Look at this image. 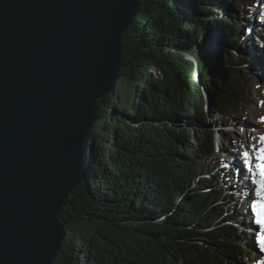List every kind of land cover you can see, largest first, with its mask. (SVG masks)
<instances>
[{
  "label": "trees",
  "instance_id": "16d2710c",
  "mask_svg": "<svg viewBox=\"0 0 264 264\" xmlns=\"http://www.w3.org/2000/svg\"><path fill=\"white\" fill-rule=\"evenodd\" d=\"M261 1L142 0L123 36L116 90L98 101L94 130L106 135L90 150L85 185L59 215L67 233L53 264H236L243 248L228 222L232 189L205 106L208 98L229 117L250 105L251 79L234 48ZM216 16L227 48L194 63L188 55ZM215 63L227 73L223 83L209 73Z\"/></svg>",
  "mask_w": 264,
  "mask_h": 264
},
{
  "label": "water",
  "instance_id": "95a60500",
  "mask_svg": "<svg viewBox=\"0 0 264 264\" xmlns=\"http://www.w3.org/2000/svg\"><path fill=\"white\" fill-rule=\"evenodd\" d=\"M141 6L0 0V264L54 263L67 233L59 215L86 183L98 101L116 90ZM211 67L223 83V64Z\"/></svg>",
  "mask_w": 264,
  "mask_h": 264
},
{
  "label": "rangeland",
  "instance_id": "374dc122",
  "mask_svg": "<svg viewBox=\"0 0 264 264\" xmlns=\"http://www.w3.org/2000/svg\"><path fill=\"white\" fill-rule=\"evenodd\" d=\"M177 6L183 11H185V13L189 16L190 14V7L188 6V4H178ZM264 7V0H262L260 3H258L257 5H254V8H251V12L249 14H246L245 18H244V22H245V26L244 28H246L247 23H249L250 26V34L251 36V40H250V44L253 43L255 45V47L257 45H259V39H255L253 33H252V27H253V23H260L264 20V12L262 11V8ZM218 11L220 12V15H226L227 16V12L229 11V9H227L225 6L222 7V9L218 8ZM216 22H215V26H214V30L213 31H207L205 36L201 37V39L198 41L197 45H200L197 48H194L193 53L188 55L190 57V60L193 61L194 63H198L196 60L203 58L204 56H206L205 53H203V49H206V45L208 43V39L209 36H215V35H220L218 37H223L225 42L224 44L220 45L217 49H215L213 52L215 51H220L223 50L225 48H227V35L223 29V27L220 25L218 21V17L216 16L215 18ZM246 31V30H245ZM240 36L241 39L238 42V44L236 45V48H234L235 53H237L238 58L240 59L241 63H245V72H249L248 74V78L251 79L249 84L250 87H248V92H249V97H250V105L247 106L246 108L242 109L244 111H242V113H238V114H231L229 115V117H225V113L224 114H220L217 113L215 108H213L210 105V102L206 101V114H207V121L211 122L214 126V131H215V136H216V141L218 143V148L216 150V157L215 159L218 161L217 164L220 166V168H223V170L227 171V168H232V170H236L235 171V176L239 175V176H243V175H248L250 178L254 177V178H258L260 179L259 175H258V168L256 165L259 163V161L257 160V156L259 154V150L260 148L263 146V144L261 146H257L254 144V142L252 140H256V139H260V138H264L260 133L262 130V126H261V120H259L258 117H255L257 114L258 116L260 115L261 117L264 115V76L262 77L260 74V71L257 70L254 71L253 67H251V63L249 60V64L245 62L244 59L241 58V56L246 55L245 50H242L241 48L244 46V42L248 41V37L246 38V41H244L243 38V31H240ZM210 40V39H209ZM203 44V45H202ZM246 44V43H245ZM257 44V45H256ZM238 46V48H237ZM212 52V51H211ZM251 53V52H249ZM255 53V52H254ZM199 57V58H198ZM194 59V60H193ZM247 61V60H246ZM217 64V63H215ZM212 68V67H211ZM156 71V70H155ZM195 73L199 72L196 68H195ZM157 73L160 74V72L157 70ZM155 72V73H156ZM251 76V77H250ZM262 81V82H261ZM139 123L135 122V126H139ZM187 128H189V126H187ZM106 134L104 132H96V130H94V134H93V140H94V144L95 141H100L104 138ZM192 142L195 144L196 142L194 140H192ZM93 143V141H92ZM245 144L246 146H250L251 148L254 149L253 152V157L255 158V161L252 160L250 158V156L248 155V157H245L244 153L247 151H242V149H240V145ZM113 147V146H112ZM248 153V152H247ZM233 155H235V157H239V159H236V163L239 164L240 168L237 169L236 166H233L231 164V157H233ZM249 160L251 162L254 163V165L256 166V170L254 171L256 173V175L254 176L252 174V172L249 170ZM244 168L245 171L242 170V168ZM226 172V173H227ZM228 178V175H226ZM252 180V179H251ZM256 182V181H255ZM226 183V182H225ZM224 183V184H225ZM242 182L239 181L238 184H241ZM253 184V183H252ZM257 186V184H256ZM230 192V191H229ZM234 192V191H233ZM244 192L245 189H240L239 191H237V195H233L234 196V202H239V204H242V199L244 198ZM231 193V192H230ZM239 195V196H238ZM260 200V198H249L248 203L241 205V214L238 215V205L233 204L230 200H226L227 203L231 202L230 206H228V208L230 207V210H232V215L228 216V222L233 226H236L238 229V235H239V241L240 244L242 245L243 248V255L242 256H238L236 258V264H259L260 261H264V251L261 250V248L259 247V243H258V236L259 233L261 231V229L259 228L258 225H256L254 223V214L252 213V209H251V204L254 201H258ZM226 206V207H227ZM239 209V210H240ZM237 212V215H235V217L238 220H241V223H239L237 221V223L234 221L233 219V215L234 212ZM247 212L251 213V217H253V224H255L254 226H250L247 227L243 225L244 219L247 216ZM253 233V234H251ZM249 237H255L254 240H252L251 243H249V245H247L246 242V238L248 239Z\"/></svg>",
  "mask_w": 264,
  "mask_h": 264
},
{
  "label": "bare ground",
  "instance_id": "6f19581e",
  "mask_svg": "<svg viewBox=\"0 0 264 264\" xmlns=\"http://www.w3.org/2000/svg\"><path fill=\"white\" fill-rule=\"evenodd\" d=\"M262 11L264 12V7L262 8ZM247 28H248L247 37L249 39H248V41H246L244 43H246L245 45H246V47L249 50L248 52H251V53H249V60H250L251 65L256 67V70H254V71L257 72V70H259L261 76L263 77L264 76V20L262 22H260V23L259 22L256 23V24L253 23L252 33H253L255 39H259V45L256 44L257 45L256 47H255V45L253 43L250 44V40H251V36L252 35L250 34L249 23H247ZM218 36H220V35L218 34V35H215V36H212V35L209 36L210 40L208 39V43L206 45V49L202 50L203 53L206 54V56H208L211 53V51L214 50V48L217 49L220 45L224 44V42H225L224 38L223 37H218ZM241 58L244 59V60L246 59V57H244V55L241 56ZM255 117H258L259 120H261L262 130H261L260 134L264 137V119H262V118H264V115L261 117L260 115L258 116V114H257ZM252 141L257 146H261L264 143V140H262V138L256 139V140H252ZM263 146H264V144H263ZM240 149H242V151H247L249 156H250V158L255 161V158L253 157V152H254L253 148H251L250 146H246L245 144H242V145H240ZM236 159H239V157L236 158L235 155H233V157H231V164L233 166H236L237 169H239L240 166H239L238 163H236ZM251 163H252L251 172L255 176L256 173L254 171L256 170V166L254 165L253 162H251ZM241 168H242L243 171H245L243 167H241ZM227 170H228V172L226 171L227 175H228L227 182H229V185H230V187L232 189V190H230L231 193L229 192L230 193L231 202L235 200L234 196L237 195V191H239L240 189H245L244 198L242 199V204L241 205H244V204L248 203V200H249L250 197L254 198V199L255 198H260L256 194L257 190L259 188V184L257 183V181L259 180L258 178H254V177L250 178L248 175H243V176L237 175V176H235V171L236 170L235 169L232 170L231 167L227 168ZM239 181H241L242 183L238 184ZM227 182H226V184H227ZM256 184H257V186H256ZM233 204L239 206L238 215L241 214V209H240L241 205L239 204V202L238 201L234 202V203L232 202V205ZM234 215H237L236 211L234 212ZM234 220H235L236 223H237V221L239 223H241V220H238L235 216H234ZM252 220H253V217H251V213L247 212V216H246V218L244 219V222H243L244 227L245 226H247V227L254 226L255 224H253ZM251 234H253V233H251ZM254 239H255V237H249L248 239L246 238V242L245 243L247 245H249V243H251L252 240H254Z\"/></svg>",
  "mask_w": 264,
  "mask_h": 264
},
{
  "label": "snow or ice",
  "instance_id": "6c2138e0",
  "mask_svg": "<svg viewBox=\"0 0 264 264\" xmlns=\"http://www.w3.org/2000/svg\"><path fill=\"white\" fill-rule=\"evenodd\" d=\"M264 119V118H262ZM264 140V138H262ZM245 157H248V153H244ZM257 160L259 163L257 164L258 175L260 179L257 181L259 184V188L257 190V195L261 198L258 201H254L251 204L252 213L254 214V223L259 226L261 229L258 236L259 247L262 251H264V146H262L259 150V154L257 156ZM249 170L251 171V161L249 160ZM259 264H264V261H260Z\"/></svg>",
  "mask_w": 264,
  "mask_h": 264
}]
</instances>
